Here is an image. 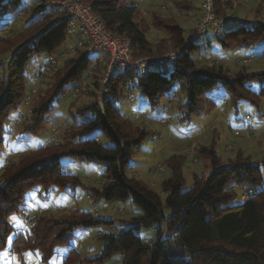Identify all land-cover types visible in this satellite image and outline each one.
Returning a JSON list of instances; mask_svg holds the SVG:
<instances>
[{
	"label": "trees",
	"instance_id": "1",
	"mask_svg": "<svg viewBox=\"0 0 264 264\" xmlns=\"http://www.w3.org/2000/svg\"><path fill=\"white\" fill-rule=\"evenodd\" d=\"M84 1L91 3L94 14L101 18L108 31L130 40L135 56L161 53L167 43L173 49L184 46V30L158 14H153L152 26L163 30L168 38L158 44L150 42L147 38L150 27L144 18L138 19L142 0ZM138 2L141 3L135 4ZM220 2L215 0V9L218 15H223L218 8ZM189 9L193 7L190 5ZM28 10L31 16L25 32L15 39H0V54L9 53L6 61L0 62V156L7 149L11 121L18 117L32 93L28 66L42 57L50 60L62 56L69 37L65 13L47 6L43 0L31 9L25 7L24 0H0V28L8 26L9 17ZM235 26L216 36L215 41L223 50L251 47L264 41V23L253 29ZM201 48L198 41L188 45L178 67H170L169 75L156 68L145 75L134 71L112 75L104 86L101 103L93 101L82 108L71 104L68 113L72 125L64 130L59 141H51L21 154L16 161L5 163L0 181V256L16 231L10 223L16 216L24 217L28 225L17 233L10 246L11 254L22 264L28 251H39L42 264H49L54 248L68 243L79 229L112 224L79 210L57 217L52 214L25 216L27 211H38L37 207H28L30 193L41 189L46 193L58 190L73 194L81 188L95 201L124 202L132 198L142 211L139 226L157 223L159 238L148 242L133 229L119 235L106 234L101 236L105 246L99 256L80 258L72 250L64 264H105L115 253L123 255L122 264H264V176L261 172L264 160L254 164L239 154L224 168L214 146L203 147L198 153L209 159L211 172L207 176L195 175L194 185L187 191L183 174L185 156H172L166 161L172 176L162 182L160 192L125 173L130 158L151 135V131L125 117L117 105L126 91L138 90L154 109L163 99H170L180 86L186 95L180 106L183 120L202 118L211 107L208 94L217 88L225 89L236 105L246 102L259 108L263 104L264 69L258 72L243 69L234 75L222 67L197 69L194 55ZM104 72L105 65L93 61L87 48L76 50L63 68L55 72L53 83L36 95L20 127V135L35 138L46 132L52 115L80 88L89 73L95 80L91 92L95 98ZM255 85L258 90L254 89ZM96 130H102L114 142V147H104L97 139H86ZM64 158L103 166L105 185L101 189L85 187L75 174L62 166ZM233 189L247 198L237 203L238 194ZM163 228L169 235L166 239L160 237Z\"/></svg>",
	"mask_w": 264,
	"mask_h": 264
},
{
	"label": "rangeland",
	"instance_id": "2",
	"mask_svg": "<svg viewBox=\"0 0 264 264\" xmlns=\"http://www.w3.org/2000/svg\"><path fill=\"white\" fill-rule=\"evenodd\" d=\"M24 1L25 7L28 9L40 3V0ZM82 1L91 4L84 0ZM139 3L141 2L135 4ZM202 3L203 0H142L138 19L144 18L146 25L150 27L147 38L154 44L161 43L168 36L163 30L155 29L152 26L153 14H158L165 20H172L173 23L184 30L185 39L183 47H185L191 32L202 20ZM190 5L193 9H189ZM218 8L223 13V15H219L221 18H226L230 15L236 16L239 19L240 25L250 29L264 23V0H221L220 7ZM30 16L31 10H28L26 13L20 12L16 17H9L10 23L8 26L0 28V39H15L22 32H25ZM246 24H253V26L248 27ZM234 28H236L235 25L224 28L222 32ZM215 38L216 36L211 33V29L208 27L198 37V40L195 41H198L202 45L201 51L194 55L197 69L222 67L232 75L243 69L249 72H258L264 69V41L251 47H234L230 51H225L215 41ZM70 40L71 36L68 37L62 49V56L50 58L54 61L52 65L48 57H42L28 66L27 73L31 79L32 93L18 117H15L11 121L13 124L10 126L12 132L7 140V149L0 156V181L2 168L8 160L16 161L21 154L42 147L51 141H59L62 138L64 130L72 125V120L68 113L71 104H74L75 108H82L93 101L98 103L102 101L99 91H97L95 98L91 96L95 80L93 79V75L89 73L80 84V88L70 94L59 106L57 112L52 115L46 132L35 138L20 135V127L25 122V117L28 116L36 95L41 90H45L47 88L46 85L53 83L52 77L55 72L63 68L64 62L71 58V56H74L76 50L85 48L83 46L82 48L70 50V46H76V44H71L67 48ZM188 43L190 45L194 42ZM163 49L161 53L155 51L149 55L135 56L133 53L132 55L137 58H153L180 50L179 48H171L169 43L166 46L164 45ZM89 50L90 46L87 48V51ZM7 57H9V53L0 54V62L6 61ZM89 57L92 59L93 55H89ZM170 67L169 65H163L157 67L155 70H163L166 75H169V72L172 70V67ZM254 89L258 90L259 87L255 85ZM124 94L125 97L117 103L123 115L135 125L145 127L151 131V135L130 158L125 173L129 178L140 180L157 192L161 191L162 182L172 176L171 169L166 165V161L172 156L186 157L183 169L185 191L193 187L195 175L207 176L211 172L209 159L198 153V150L203 147L214 146L215 152L221 158L222 167L224 168L228 167L231 162H234L239 154L243 158H250L254 164H261L264 160V123H259V120L264 121V102L259 108L253 106L257 110L256 113H253L254 115L247 116L245 111L240 110V117L243 118V121L238 124L235 121L236 115L233 110V107L237 105L231 101L225 89L217 88L210 92L208 98L214 100L215 103L221 104L227 101V104L224 105L225 112L222 111L224 112V117L217 120V131L213 133L210 131V128L208 130L202 129V121L207 122L209 119L197 117L182 119L184 112L180 110V106L185 102L186 95L180 89V86L176 87V92L171 96L172 99H163L160 106L154 109L151 108L147 99L141 97L138 90L126 91ZM253 117L255 122L253 121ZM245 118L249 122V125H251L246 129L244 128L248 123L245 121ZM188 121H191L190 124L186 123ZM229 124L232 128L227 127ZM256 124L260 129L255 128ZM54 130H57V132H53ZM199 131L201 132L198 135ZM192 136L193 138H191ZM86 139H97L104 147H114V142L102 130L94 131L86 136ZM61 164L66 170L75 174L87 188L101 189L106 183L104 178L105 168L101 165L69 158L62 159ZM261 172L264 176V166H261ZM233 191L238 194L237 203L245 200L243 199L244 193H241L237 189H233ZM28 197L30 200L28 201V207H37L36 210L38 211H27L25 215L27 218H32L33 215L46 214H52L57 217L61 214L69 215L75 210H79L90 212L95 218L113 222L110 225L102 224L91 228L79 229L75 232L74 237L69 239L68 243L54 248V254L49 264H64L65 259L72 250L78 252L80 258L99 256L105 246L104 241L101 240V236L106 234L119 235L124 230L133 229L143 240L148 242H154L159 238L158 231L156 230L158 228L157 223H154L150 227L139 226L141 224L139 218L142 217V211L133 203L132 198L124 202L95 201L85 189L81 188L73 194H64L58 190L46 193L38 189L30 193ZM162 198L165 200L164 197ZM166 213L168 214V211ZM10 223L16 231L9 239V247L0 256V264H22L15 255L11 254L10 246L17 233L27 229L28 225L22 216L13 217ZM161 230L164 233L160 237L166 239L169 236L168 233L165 228ZM122 259L123 255L121 253H115L105 264H122ZM23 260L24 264H42L41 253L39 251L26 252ZM75 264H79V262Z\"/></svg>",
	"mask_w": 264,
	"mask_h": 264
},
{
	"label": "built area",
	"instance_id": "3",
	"mask_svg": "<svg viewBox=\"0 0 264 264\" xmlns=\"http://www.w3.org/2000/svg\"><path fill=\"white\" fill-rule=\"evenodd\" d=\"M47 6L58 8L65 13L64 20L68 21L67 33L69 36H87L90 41L89 55H93L92 60H97L105 65L104 76L101 81L99 94L101 100L104 95V86L109 77L122 74L125 71H134L141 75L147 74L151 69L169 65L172 68L178 67V62L184 54L188 42H195L204 33L206 28L211 29V33L218 36L224 28L240 25L236 16L230 15L221 18L215 11L214 0H203L202 20L191 32L190 38L186 41L185 47L180 50L170 52L159 57L137 58L132 55L130 40L126 37L114 36L100 17L94 14L91 4L82 0H43ZM252 27L253 24H246ZM83 41L78 40L76 46H70V50L82 48ZM51 65L54 63L51 60ZM244 195L243 199H246Z\"/></svg>",
	"mask_w": 264,
	"mask_h": 264
},
{
	"label": "crops",
	"instance_id": "4",
	"mask_svg": "<svg viewBox=\"0 0 264 264\" xmlns=\"http://www.w3.org/2000/svg\"><path fill=\"white\" fill-rule=\"evenodd\" d=\"M78 40H82L83 41V46H85V48H88L90 46V41H89V38L87 36H78V34H76L75 36H71V40L70 42H68V45H67V48L68 46H70L71 44H77ZM172 99V98H170ZM227 104V101H224L223 103H215L214 100H212L211 102V107H210V110L202 117L203 119H209L207 122H205L204 120L202 121V124H203V130H208L210 128V131H212L213 133L215 131H217V127H216V123L218 122L217 120L224 117V105ZM234 109V112H235V115H236V122L238 124L241 123V121H243V118L240 117V110H243L247 113V116L249 115H254L253 113H256V109L251 106L250 104L246 103V102H241L239 103L237 106L233 107ZM255 110V111H254ZM224 111V112H222ZM254 111V112H253ZM201 118V119H202ZM247 118V117H246ZM246 118H245V121H246ZM257 118L259 119V117L257 116ZM253 121L255 122L254 120V117H253ZM260 122L259 123H264V121L262 120H259ZM191 121H188L186 123L190 124ZM220 122V121H219ZM247 122V121H246ZM162 123H164V121H162ZM248 124L245 126L244 129H246L248 126H251L249 125V122H247ZM228 128H232L229 125H227ZM254 127V126H253ZM255 128L257 129H260V127L256 124ZM201 131L198 132V135L200 134ZM206 132V131H205ZM219 133V132H218ZM193 138V136L191 137ZM218 138V137H217ZM31 141V140H30ZM260 143V142H259ZM261 145V143H260ZM45 146V145H44ZM43 147V146H42ZM218 155V154H217ZM219 157V156H218ZM220 158V157H219ZM221 160V158H220Z\"/></svg>",
	"mask_w": 264,
	"mask_h": 264
}]
</instances>
